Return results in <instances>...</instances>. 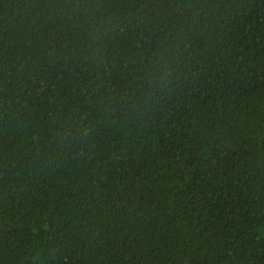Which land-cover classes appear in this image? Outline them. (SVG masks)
<instances>
[{"label": "trees", "instance_id": "trees-1", "mask_svg": "<svg viewBox=\"0 0 264 264\" xmlns=\"http://www.w3.org/2000/svg\"><path fill=\"white\" fill-rule=\"evenodd\" d=\"M0 264H264V0H0Z\"/></svg>", "mask_w": 264, "mask_h": 264}]
</instances>
